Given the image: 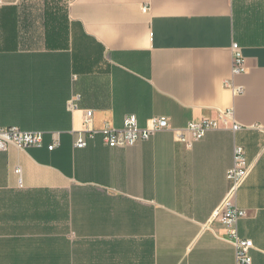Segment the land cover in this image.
I'll list each match as a JSON object with an SVG mask.
<instances>
[{"label": "crops", "instance_id": "crops-1", "mask_svg": "<svg viewBox=\"0 0 264 264\" xmlns=\"http://www.w3.org/2000/svg\"><path fill=\"white\" fill-rule=\"evenodd\" d=\"M0 2V128L44 135L40 148L0 152V264H235L211 222L235 145L251 164L237 231L264 264V0ZM219 112L227 125L177 140ZM128 115L169 129L109 148L100 130Z\"/></svg>", "mask_w": 264, "mask_h": 264}, {"label": "built area", "instance_id": "built-area-1", "mask_svg": "<svg viewBox=\"0 0 264 264\" xmlns=\"http://www.w3.org/2000/svg\"><path fill=\"white\" fill-rule=\"evenodd\" d=\"M0 2V6H1ZM144 10H146L144 8ZM232 74L239 75L245 72L243 58L239 52L237 44L232 46ZM225 86L230 88L228 83ZM233 93L241 94L242 88H231ZM80 100L79 95H74L69 103L72 108H77ZM92 111L85 112V124L91 122ZM231 112H219L216 119H204L200 123L190 122L186 128L182 130H173L177 140L187 147L193 143L202 140L205 134L214 129H219L228 124ZM169 129V122L164 117H153L148 121L145 127H140L135 115L125 116L123 126L120 129L111 128L105 125L100 134L104 143L109 148H128L138 142L147 141L155 133ZM237 124L232 126L233 131L240 130ZM96 132L88 131L86 135L83 133L77 136L74 143L75 148L82 149L87 145V139H91ZM59 144L57 137H53L51 143L47 146L48 151H53ZM44 145V135L40 132H21L18 128H0V152L7 151L9 146H14L19 150L28 148H40ZM251 171V164L247 161L245 150L240 145L233 148L232 166L226 172V180L228 183L226 195L221 204L214 210L211 222L220 224L225 233L221 240L231 245L235 253V264H251L250 251L253 249L251 240L243 239L237 231V223L245 217V211L239 209L235 205V198L238 191L247 180ZM15 173L20 175L21 169L17 168ZM206 226L205 229H209Z\"/></svg>", "mask_w": 264, "mask_h": 264}, {"label": "trees", "instance_id": "trees-1", "mask_svg": "<svg viewBox=\"0 0 264 264\" xmlns=\"http://www.w3.org/2000/svg\"><path fill=\"white\" fill-rule=\"evenodd\" d=\"M49 14H52V12H51V11H49Z\"/></svg>", "mask_w": 264, "mask_h": 264}]
</instances>
